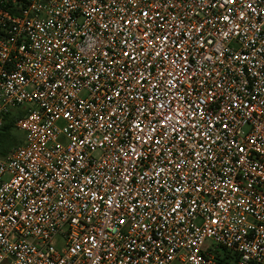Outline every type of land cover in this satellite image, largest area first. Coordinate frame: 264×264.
<instances>
[{
  "label": "built area",
  "instance_id": "2783aa9c",
  "mask_svg": "<svg viewBox=\"0 0 264 264\" xmlns=\"http://www.w3.org/2000/svg\"><path fill=\"white\" fill-rule=\"evenodd\" d=\"M18 108L0 264H264V0H0Z\"/></svg>",
  "mask_w": 264,
  "mask_h": 264
},
{
  "label": "trees",
  "instance_id": "16d2710c",
  "mask_svg": "<svg viewBox=\"0 0 264 264\" xmlns=\"http://www.w3.org/2000/svg\"><path fill=\"white\" fill-rule=\"evenodd\" d=\"M23 108L15 109L4 117L0 126V155H6L12 148L22 142L23 135L20 134L16 127V120L25 114ZM216 257L224 264H233L236 256L224 248H215Z\"/></svg>",
  "mask_w": 264,
  "mask_h": 264
},
{
  "label": "rangeland",
  "instance_id": "374dc122",
  "mask_svg": "<svg viewBox=\"0 0 264 264\" xmlns=\"http://www.w3.org/2000/svg\"><path fill=\"white\" fill-rule=\"evenodd\" d=\"M19 132H20V134H22L23 135V132L22 131H20V130H18Z\"/></svg>",
  "mask_w": 264,
  "mask_h": 264
},
{
  "label": "snow or ice",
  "instance_id": "6c2138e0",
  "mask_svg": "<svg viewBox=\"0 0 264 264\" xmlns=\"http://www.w3.org/2000/svg\"><path fill=\"white\" fill-rule=\"evenodd\" d=\"M125 55H127V53H125Z\"/></svg>",
  "mask_w": 264,
  "mask_h": 264
}]
</instances>
